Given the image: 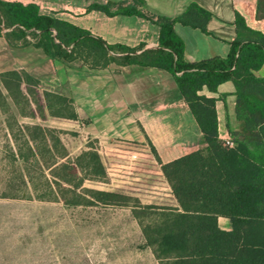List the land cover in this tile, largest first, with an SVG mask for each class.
I'll use <instances>...</instances> for the list:
<instances>
[{
    "label": "trees",
    "instance_id": "1",
    "mask_svg": "<svg viewBox=\"0 0 264 264\" xmlns=\"http://www.w3.org/2000/svg\"><path fill=\"white\" fill-rule=\"evenodd\" d=\"M144 6V0L107 1L91 4L88 9L143 17L159 28L155 47L107 43L71 22L41 14L34 3L8 0H0V37L9 47L33 46L64 64L89 69L111 65L153 67L168 72L205 146L168 162H162L151 146L177 206L135 200L132 213L139 219L145 246L151 248L159 264H264V78L254 73L264 63V34L249 28L236 14V36L229 42L228 54L190 62L174 26L182 24L208 33L206 24L212 14L197 3H190L175 17L151 13ZM256 16L264 17V0H257ZM225 81L234 84V113L239 122V127L230 131L232 146L219 138L216 98L201 94L203 88L215 92ZM0 85L13 101L30 98L51 116L77 119L69 97L40 90L38 80L23 70L0 72ZM25 130L30 150L32 143L39 142L43 151L51 148L55 152L52 160L41 159L40 166L53 168L52 179L42 175L44 185L69 186L63 188L64 193L71 194L63 199L65 203L89 205L92 199L103 204H125L129 200V196L116 191L84 189L77 193L85 179L107 178L99 153L87 150L70 158L57 129L32 125ZM48 142L51 144L47 147ZM34 162L39 166V161ZM83 170L84 175L79 177ZM26 181L32 184L33 179L29 175ZM85 191L92 193L90 200L82 195ZM51 195L53 191L6 194L38 199ZM142 215H154L155 219L143 223ZM219 216L229 220L230 229L220 228Z\"/></svg>",
    "mask_w": 264,
    "mask_h": 264
},
{
    "label": "crops",
    "instance_id": "2",
    "mask_svg": "<svg viewBox=\"0 0 264 264\" xmlns=\"http://www.w3.org/2000/svg\"><path fill=\"white\" fill-rule=\"evenodd\" d=\"M24 5L34 3L41 14L71 22L107 43L145 47L158 44L159 28L137 15H107L89 5L129 3L130 0H8ZM144 8L154 14L175 17L190 3H197L212 16L208 33L198 28L175 24L183 40L186 60L195 62L224 57L229 42L236 36L235 15L264 34V17L257 18V0H144ZM115 9V6L111 8ZM23 70L38 80L41 89L59 92L72 100L77 119L86 136L98 140L108 181L106 190L143 194L147 204L176 207L177 202L156 161L151 146L162 162H168L205 146L201 132L188 106L180 96L173 77L153 67L108 66L89 69L79 64H64L39 48L9 47L0 37V72ZM264 78V63L254 72ZM234 84L225 81L215 92L218 135L231 139L230 131L239 127L234 107ZM220 228L230 229L226 217H218Z\"/></svg>",
    "mask_w": 264,
    "mask_h": 264
},
{
    "label": "rangeland",
    "instance_id": "3",
    "mask_svg": "<svg viewBox=\"0 0 264 264\" xmlns=\"http://www.w3.org/2000/svg\"><path fill=\"white\" fill-rule=\"evenodd\" d=\"M0 91V264H159L151 248L145 246L139 219L132 213L135 200L147 204L143 202L146 196L116 191L129 196V200L125 204H103L85 191L82 195L93 204L65 203L63 199L71 194L64 193L63 188L69 186L44 185L42 175L52 179L53 168L40 166L41 159L52 160L55 152L51 148L43 151L39 142L32 143L30 150L25 143V126L60 131L59 138L70 158L87 150L105 157L98 140L87 137L75 120L51 116L30 98L13 101L1 85ZM29 175L32 184L24 182ZM107 181L106 177L102 181L85 179L75 191L106 190ZM44 191H53L52 197L6 196ZM154 219V215L140 216L143 223Z\"/></svg>",
    "mask_w": 264,
    "mask_h": 264
},
{
    "label": "built area",
    "instance_id": "4",
    "mask_svg": "<svg viewBox=\"0 0 264 264\" xmlns=\"http://www.w3.org/2000/svg\"><path fill=\"white\" fill-rule=\"evenodd\" d=\"M223 142L227 146H232V144H233L232 141H231V139H225Z\"/></svg>",
    "mask_w": 264,
    "mask_h": 264
}]
</instances>
